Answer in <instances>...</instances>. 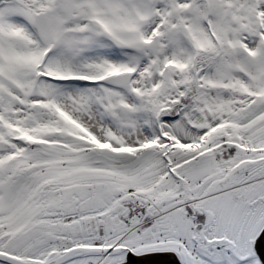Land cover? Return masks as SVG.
Returning <instances> with one entry per match:
<instances>
[{
	"label": "snow or ice",
	"instance_id": "1",
	"mask_svg": "<svg viewBox=\"0 0 264 264\" xmlns=\"http://www.w3.org/2000/svg\"><path fill=\"white\" fill-rule=\"evenodd\" d=\"M0 264H264V0H0Z\"/></svg>",
	"mask_w": 264,
	"mask_h": 264
}]
</instances>
